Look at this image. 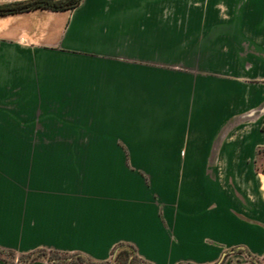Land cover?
Masks as SVG:
<instances>
[{"label": "crops", "instance_id": "obj_1", "mask_svg": "<svg viewBox=\"0 0 264 264\" xmlns=\"http://www.w3.org/2000/svg\"><path fill=\"white\" fill-rule=\"evenodd\" d=\"M263 123L264 0L1 16L0 264L261 258Z\"/></svg>", "mask_w": 264, "mask_h": 264}, {"label": "trees", "instance_id": "obj_2", "mask_svg": "<svg viewBox=\"0 0 264 264\" xmlns=\"http://www.w3.org/2000/svg\"><path fill=\"white\" fill-rule=\"evenodd\" d=\"M81 0H29L25 2H18L8 5L0 6V17L7 16L17 13H22L30 10L36 9H49L52 11H60V10H72ZM262 132H264V123L261 128ZM264 147H261L256 152V159L254 161L255 170L257 173L264 175ZM44 252V251H42ZM54 253V252H52ZM57 254V253H54ZM59 256H62L58 254ZM66 259H57L53 260L55 264H94L89 261L86 257L81 255H65ZM132 256V259L137 258L134 254V250L129 247H122L118 249L116 253H114L113 259L111 262L103 263V264H134L132 260H128V258ZM75 257L76 262L67 261L70 258ZM64 260V262L60 261Z\"/></svg>", "mask_w": 264, "mask_h": 264}, {"label": "rangeland", "instance_id": "obj_3", "mask_svg": "<svg viewBox=\"0 0 264 264\" xmlns=\"http://www.w3.org/2000/svg\"><path fill=\"white\" fill-rule=\"evenodd\" d=\"M261 162H264V161H261ZM6 171H13V170H11L10 166H8V169ZM19 171H25V167L20 168ZM260 179H261L260 189L264 192V176H261ZM234 256H236L235 259L233 258ZM3 257L12 258L11 255L9 254L4 255ZM58 258L66 259V256L65 255L59 256L58 254H54L52 252H46V251L44 252L37 251L29 255L18 256V259L22 264H27L30 261L38 260V259H43V260H46L47 262L53 263V260H57ZM226 258L234 259V264H264V255L261 258L250 259L243 253L242 250H239V249L233 250L232 253L226 256ZM112 259L110 260V262L112 261ZM128 260H132L134 264H143L138 258L132 259V256H130ZM60 261L64 262V260H60ZM67 261L76 262L77 260L75 257H72L70 258V260H67Z\"/></svg>", "mask_w": 264, "mask_h": 264}]
</instances>
